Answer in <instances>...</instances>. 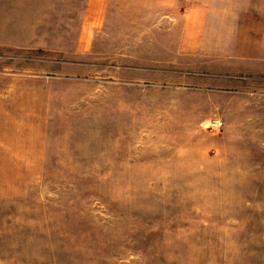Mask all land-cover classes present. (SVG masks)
Wrapping results in <instances>:
<instances>
[{"label":"rangeland","instance_id":"1","mask_svg":"<svg viewBox=\"0 0 264 264\" xmlns=\"http://www.w3.org/2000/svg\"><path fill=\"white\" fill-rule=\"evenodd\" d=\"M257 1L0 0V264H264Z\"/></svg>","mask_w":264,"mask_h":264},{"label":"crops","instance_id":"2","mask_svg":"<svg viewBox=\"0 0 264 264\" xmlns=\"http://www.w3.org/2000/svg\"><path fill=\"white\" fill-rule=\"evenodd\" d=\"M239 2H241V0H239ZM250 4L252 5V2H251ZM250 4H249V5H250ZM253 5L256 6V8H257V7H259V8L262 7V8H263V7H264V0H258V1L255 2ZM263 9H264V8H263ZM263 14H264V13H263Z\"/></svg>","mask_w":264,"mask_h":264}]
</instances>
